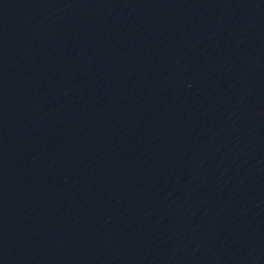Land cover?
Returning <instances> with one entry per match:
<instances>
[{
  "label": "water",
  "instance_id": "water-1",
  "mask_svg": "<svg viewBox=\"0 0 264 264\" xmlns=\"http://www.w3.org/2000/svg\"><path fill=\"white\" fill-rule=\"evenodd\" d=\"M0 264H264V0H0Z\"/></svg>",
  "mask_w": 264,
  "mask_h": 264
}]
</instances>
